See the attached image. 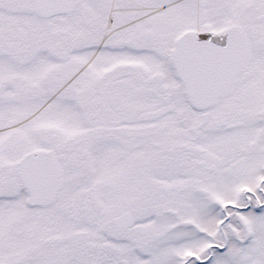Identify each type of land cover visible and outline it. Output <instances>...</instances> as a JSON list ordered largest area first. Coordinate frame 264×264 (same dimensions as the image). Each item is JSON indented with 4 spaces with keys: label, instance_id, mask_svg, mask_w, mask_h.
Instances as JSON below:
<instances>
[{
    "label": "snow or ice",
    "instance_id": "obj_1",
    "mask_svg": "<svg viewBox=\"0 0 264 264\" xmlns=\"http://www.w3.org/2000/svg\"><path fill=\"white\" fill-rule=\"evenodd\" d=\"M0 264H264V0H0Z\"/></svg>",
    "mask_w": 264,
    "mask_h": 264
}]
</instances>
